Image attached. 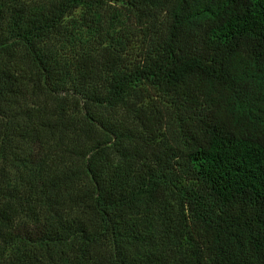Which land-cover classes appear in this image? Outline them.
I'll use <instances>...</instances> for the list:
<instances>
[{
  "label": "trees",
  "instance_id": "1",
  "mask_svg": "<svg viewBox=\"0 0 264 264\" xmlns=\"http://www.w3.org/2000/svg\"><path fill=\"white\" fill-rule=\"evenodd\" d=\"M0 264H264V0H0Z\"/></svg>",
  "mask_w": 264,
  "mask_h": 264
},
{
  "label": "rangeland",
  "instance_id": "2",
  "mask_svg": "<svg viewBox=\"0 0 264 264\" xmlns=\"http://www.w3.org/2000/svg\"><path fill=\"white\" fill-rule=\"evenodd\" d=\"M109 4H107V5H105V6H107V9H116V10H118V9H120L121 11H122V7H119L118 5V3H117V1H115V2H108ZM114 6H115V8H114ZM79 14H80V8H76L75 10H74V12H73V16H75V17H79ZM74 25H76V24H74ZM84 29V27L83 28H81V30H83ZM84 31V30H83Z\"/></svg>",
  "mask_w": 264,
  "mask_h": 264
}]
</instances>
